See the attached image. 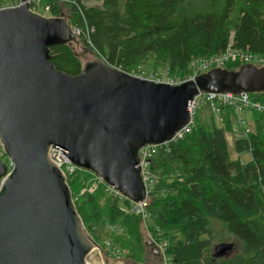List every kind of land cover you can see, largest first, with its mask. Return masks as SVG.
<instances>
[{
  "label": "water",
  "instance_id": "1",
  "mask_svg": "<svg viewBox=\"0 0 264 264\" xmlns=\"http://www.w3.org/2000/svg\"><path fill=\"white\" fill-rule=\"evenodd\" d=\"M21 2L0 9V143L13 163L6 173L0 160V264H88L93 250L103 264H149L154 251L160 253L150 238L143 263L112 258L93 239L50 148L142 202L139 149L171 141L189 122L187 107L199 93L264 95V66L215 67L176 85L101 60L86 61L79 74L69 75L50 63L49 48L78 46L75 30L64 16L46 17L31 11L28 0ZM232 248L222 242L214 254Z\"/></svg>",
  "mask_w": 264,
  "mask_h": 264
},
{
  "label": "trees",
  "instance_id": "2",
  "mask_svg": "<svg viewBox=\"0 0 264 264\" xmlns=\"http://www.w3.org/2000/svg\"><path fill=\"white\" fill-rule=\"evenodd\" d=\"M41 6L48 7V16H64L79 32L82 47L97 59L127 73L148 55L166 63L168 76L183 78L191 61L229 48L264 54V0H42ZM75 47L49 48L55 69L80 73L83 64ZM240 65L229 61L225 66ZM252 95L264 102L263 94ZM230 113L219 104L222 125L213 115L207 125L199 124L195 115L189 133L150 158L156 194L147 207L149 227L158 241L166 242L170 264H264V112L252 111L253 130L233 140L237 153H249L245 162L229 154ZM89 176L82 169L66 175L86 230L90 234L102 221L120 227L132 238L122 247L141 259L134 229L138 215L119 209L127 199L108 196L102 204L103 191L88 190ZM77 187L85 188L80 196ZM222 231L240 243L239 251L214 254ZM137 257L131 259L139 262Z\"/></svg>",
  "mask_w": 264,
  "mask_h": 264
},
{
  "label": "built area",
  "instance_id": "3",
  "mask_svg": "<svg viewBox=\"0 0 264 264\" xmlns=\"http://www.w3.org/2000/svg\"><path fill=\"white\" fill-rule=\"evenodd\" d=\"M8 3V2H7ZM28 3L30 5L31 11H36L44 16H48V7L41 6L42 0H28ZM6 4V3H3ZM2 5V4H0ZM14 5H2L0 6V9L4 7H13ZM75 30V29H74ZM75 34L79 35V32L75 30ZM258 60L259 62H264V54L261 55H254L242 50L232 49L229 48L225 52L218 54V55H211L206 56L201 59H196L194 61L190 62L189 67V73L184 76L183 78H177V77H169V76H140L138 73H130L135 76H139L151 81L155 82H165L171 85L179 84L183 81H187L190 79H193L196 75L206 72L212 68L218 67V68H226V64L229 61H234L239 64H253L254 61ZM264 65V64H263ZM208 104L210 106V109L215 113V117L217 121L220 123L221 119L219 118V104L221 105H227L229 108H231L237 115L236 117V125L233 124L231 132L233 135L238 137L237 135L240 133V131H237L236 126L241 128L242 134L239 135H246L251 130L248 126H246L245 118L242 115V112L249 111L250 115L252 111L257 112H264V102L261 101H255L251 98L250 93L241 92L239 94H233V93H199L198 95L194 96L192 101L189 102L188 105V112L190 114L189 122L183 126L178 132L175 133L173 139L171 141H175L177 139L183 138L187 133L191 131V129L194 126V116L196 113V107L199 104ZM170 142V141H169ZM168 142L160 144V145H147L139 149L138 155H139V165L141 167V177L145 184L146 188V199L142 202H132L123 195H121L117 190H115L113 187L108 186L105 184L99 177L92 174L94 176V179H96V185L92 184L89 190H94L98 186H102L106 192V194L110 197H117L120 201L123 199H127V204H119V209L125 213H131L136 214L138 216L143 217V219L147 218L149 216L147 207V196L150 193V188L153 185V179L149 172V163L150 158L155 154L157 149L161 146L167 145ZM49 157L50 159L63 171L65 174H71L73 173L77 168L75 165H73L68 158L65 156V154L62 152V150L58 147L50 148L49 150ZM0 160L4 163L6 168V173H10V171L13 168V163L11 159H9L3 149L2 145L0 143ZM115 232L116 226L115 225H109L108 226V232L109 231ZM161 253L164 256V262L165 264H170L169 258L165 255V247L166 242L160 241L157 243ZM106 252L109 254L110 257L118 259L123 258L122 251L119 249H116L112 243V239L109 237L104 240V246L101 245Z\"/></svg>",
  "mask_w": 264,
  "mask_h": 264
},
{
  "label": "rangeland",
  "instance_id": "4",
  "mask_svg": "<svg viewBox=\"0 0 264 264\" xmlns=\"http://www.w3.org/2000/svg\"><path fill=\"white\" fill-rule=\"evenodd\" d=\"M3 3H6V4H3ZM21 3H22L21 0H0V4H2V5H12L13 4L14 5L13 7H17V6L21 5ZM2 5H0V6H2ZM29 7H30V5H29ZM5 8H11V7H4L2 9H5ZM33 12L38 13L37 10L33 11ZM76 37H77V35H76ZM77 38L79 40V37H77ZM82 48L83 47H82L81 43L75 47V50L77 51V53H79V56L81 54H83L82 56H80L82 64H84V62H86V61L99 60L90 51H87V53H83ZM263 64H264V62H259L258 60L254 61V65L257 67L264 66ZM130 73H138L142 77L148 76V75H153V76L156 75V76H162V77L168 76L166 63L158 61L156 58H154L153 55H148L147 57H145L144 59L139 61L135 66H133L131 68ZM169 77H171V76H169ZM252 94H254V93H250L251 98L255 101H258L255 99L254 95H252ZM207 106H208V104L204 103V104H199L196 107L195 115L198 118L199 124L207 125L208 123L211 122V116L213 115V118H215L214 119L215 123L217 125H222L223 121H222L221 116L219 115V118L221 119V122L219 123L215 117V113L211 109H208ZM242 115L245 118L246 126H248L250 128L249 130L252 131L253 130V120H252V117L250 115V112L244 111V112H242ZM236 117H237V115L235 112L232 114L230 113V121H231L232 126H233V124L236 125ZM236 128H237L238 132L240 131L239 134H242L241 128L238 126H236ZM226 134H227V138H228V141H227L228 150H229V154H230L231 158H233V159L239 158L240 160H242L244 162L248 161L250 159V155L248 152L237 153L234 149L233 140L236 136L233 135L231 132H227ZM239 134L237 136H241ZM158 149L155 152V154L158 152ZM66 175H70V174H66ZM87 181H88V190H89V188L91 187L92 184L96 185L97 180L94 179V176H89ZM154 184H155V182H153V185L150 188V193L147 196V203L148 204L151 202L154 195L156 194L152 191ZM84 190H85V188H83L81 190L80 188L77 187V190H74V192L77 193L76 195L80 196L84 192ZM89 191H92V192L93 191H103L104 196L101 199L102 204H104V201H106V198L108 197V195L106 194V192L102 186H98L94 190H89ZM147 211H148L149 216L145 219H143V217H141V216H138L139 218H138V220H136V226L134 227V229H136L138 232V237H139L138 243H139L140 247L142 248V256H141L142 258L141 259L139 257H137L134 253L130 252L129 248L122 247L123 243H125V246H128V245H126L127 244L126 241L129 242V241H131L132 238L130 236V233L128 234L127 237L124 236L121 229H119L120 227H118V226H116L115 232L112 233L111 230L108 232L109 224L107 225L106 223H104L102 221L93 229V231L90 233V235L93 237V239L95 241H97L100 245H103V246H104V240L110 237L112 239V243H113L114 247L116 249H119L122 251L123 258H130L131 259V257H137L140 260L139 262H141L142 259H144V251H145L144 242H145V240L147 238H150L155 243L160 242V241H158L159 239L157 237H155V234L153 232V230L155 228L151 229L149 227L151 224V215H150V210L147 209ZM130 220L132 221L131 218H130ZM122 223L120 222L121 225H122ZM124 224H125V222H124ZM222 232H224V231H222ZM134 234H135V232H134ZM222 242H231L233 244V250L234 251L240 250V243L235 238H233L232 236H230L229 234H227L225 232L219 234V238H217L216 241L214 242V247L217 244L222 243ZM93 252L95 254L90 256L87 259V263L88 264H103L98 251L93 250Z\"/></svg>",
  "mask_w": 264,
  "mask_h": 264
},
{
  "label": "flooded vegetation",
  "instance_id": "5",
  "mask_svg": "<svg viewBox=\"0 0 264 264\" xmlns=\"http://www.w3.org/2000/svg\"><path fill=\"white\" fill-rule=\"evenodd\" d=\"M156 245H157V243H156ZM158 246V245H157ZM160 255L163 257V264H165V262H164V256H163V254L161 253V251H160V253L159 252H155L154 251V253H153V256L154 257H150L149 258V264H159L160 262H159V260L158 259H160L159 257H160ZM145 261V258L144 259H142V261L140 262V263H143Z\"/></svg>",
  "mask_w": 264,
  "mask_h": 264
},
{
  "label": "crops",
  "instance_id": "6",
  "mask_svg": "<svg viewBox=\"0 0 264 264\" xmlns=\"http://www.w3.org/2000/svg\"><path fill=\"white\" fill-rule=\"evenodd\" d=\"M226 140L228 141L227 134H226Z\"/></svg>",
  "mask_w": 264,
  "mask_h": 264
}]
</instances>
